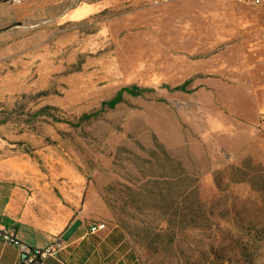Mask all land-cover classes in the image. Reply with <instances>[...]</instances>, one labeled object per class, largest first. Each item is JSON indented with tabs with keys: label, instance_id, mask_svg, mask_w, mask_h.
I'll return each instance as SVG.
<instances>
[{
	"label": "rangeland",
	"instance_id": "rangeland-1",
	"mask_svg": "<svg viewBox=\"0 0 264 264\" xmlns=\"http://www.w3.org/2000/svg\"><path fill=\"white\" fill-rule=\"evenodd\" d=\"M89 1L85 18L54 15L0 36L5 151L73 161L140 264H264V8ZM132 86L150 91L102 108ZM175 168L188 181L141 205V187ZM189 186L196 223L184 228Z\"/></svg>",
	"mask_w": 264,
	"mask_h": 264
},
{
	"label": "crops",
	"instance_id": "crops-1",
	"mask_svg": "<svg viewBox=\"0 0 264 264\" xmlns=\"http://www.w3.org/2000/svg\"><path fill=\"white\" fill-rule=\"evenodd\" d=\"M27 0L11 4L0 0V36L36 25L54 15L76 20L96 8L83 0ZM110 212L87 175L61 152L5 151L0 142V224L16 231L29 248L43 247L63 238L68 229L80 227L66 241L65 249L44 264H140L125 232L110 228ZM104 223L106 229L92 233ZM23 255L0 240V264H20Z\"/></svg>",
	"mask_w": 264,
	"mask_h": 264
},
{
	"label": "trees",
	"instance_id": "trees-1",
	"mask_svg": "<svg viewBox=\"0 0 264 264\" xmlns=\"http://www.w3.org/2000/svg\"><path fill=\"white\" fill-rule=\"evenodd\" d=\"M192 81H193V79H190V80L186 81L185 83H183L179 86H176L175 88H173V91L187 92V87L190 85V83ZM164 87L168 88V86H164ZM149 91L150 90L145 89V88H140L138 86L122 88L111 101L103 102L102 108L108 107L109 109H114L116 107V105L122 101L124 94H128L131 96H139L142 93L149 92ZM82 118L83 119L88 118V116H83ZM177 169H179V168H175V170L172 171L173 175L164 178V180H162V181H160L158 179H155V182H153V180H149V184L153 185V186L152 187H146V188H148V190L143 189L141 187V190L139 191V195H143L144 193L149 195V198H147V199L142 198L141 205L146 206L147 204L151 205L152 203H155L156 199L154 197H151V196H153L154 193L160 192L162 189L161 186H164V189H166L167 192H175L177 190V188L180 186V184L187 182L188 178H187L186 174L185 173L177 174V171H179ZM195 192H196V189L193 186H189L184 191V193L186 195L185 198H186V200L189 201L188 202L185 200L187 202V204H185V206H183L185 209V212H184V215L182 216L183 220L181 221L180 224L181 225L183 224L184 228H193L195 223H196V218L194 216L195 212L192 209V205H191L192 204L191 199L194 197ZM146 208H154V207L147 206ZM165 208H166V210L168 209L170 211L169 212L167 210V213L171 217L170 220H168L165 223V225L167 227L173 226L176 223V220H174V219L176 218L177 214L179 215V211H180L179 205H176L175 201H174L172 204H170L169 206H166Z\"/></svg>",
	"mask_w": 264,
	"mask_h": 264
},
{
	"label": "built area",
	"instance_id": "built-area-1",
	"mask_svg": "<svg viewBox=\"0 0 264 264\" xmlns=\"http://www.w3.org/2000/svg\"><path fill=\"white\" fill-rule=\"evenodd\" d=\"M11 4L21 5L27 0H5ZM166 0H153L155 5H160ZM234 3L243 4L249 7L264 8V0H229ZM106 229L104 223L92 226L91 232L96 233ZM0 240L7 245L17 248L23 255L20 264H44L49 258L57 257L64 249L66 242L61 238H56L43 247L29 248L18 237L16 231L3 224H0Z\"/></svg>",
	"mask_w": 264,
	"mask_h": 264
},
{
	"label": "water",
	"instance_id": "water-1",
	"mask_svg": "<svg viewBox=\"0 0 264 264\" xmlns=\"http://www.w3.org/2000/svg\"><path fill=\"white\" fill-rule=\"evenodd\" d=\"M81 221H76L69 229L68 231L64 234L63 240L66 242L68 241L71 236L76 232V230L80 227Z\"/></svg>",
	"mask_w": 264,
	"mask_h": 264
}]
</instances>
